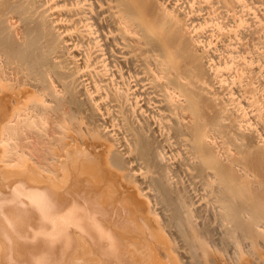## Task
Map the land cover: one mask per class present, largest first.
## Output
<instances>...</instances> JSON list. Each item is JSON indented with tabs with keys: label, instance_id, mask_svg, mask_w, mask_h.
Wrapping results in <instances>:
<instances>
[{
	"label": "bare ground",
	"instance_id": "1",
	"mask_svg": "<svg viewBox=\"0 0 264 264\" xmlns=\"http://www.w3.org/2000/svg\"><path fill=\"white\" fill-rule=\"evenodd\" d=\"M0 264H264V0H0Z\"/></svg>",
	"mask_w": 264,
	"mask_h": 264
}]
</instances>
